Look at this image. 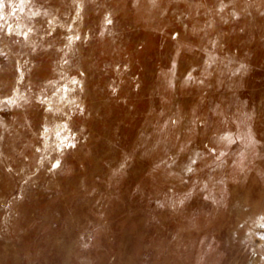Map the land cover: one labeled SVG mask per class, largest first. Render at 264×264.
Returning a JSON list of instances; mask_svg holds the SVG:
<instances>
[{
	"label": "rangeland",
	"instance_id": "1",
	"mask_svg": "<svg viewBox=\"0 0 264 264\" xmlns=\"http://www.w3.org/2000/svg\"><path fill=\"white\" fill-rule=\"evenodd\" d=\"M0 4V264H264V0Z\"/></svg>",
	"mask_w": 264,
	"mask_h": 264
},
{
	"label": "snow or ice",
	"instance_id": "2",
	"mask_svg": "<svg viewBox=\"0 0 264 264\" xmlns=\"http://www.w3.org/2000/svg\"><path fill=\"white\" fill-rule=\"evenodd\" d=\"M74 2H75V0H74ZM137 2H138V0H137ZM151 2L155 3V0H151ZM0 7H3V5L0 4ZM79 9H80V5L77 4V17L80 16V11H79ZM105 23L108 24V25H111V24L113 23V21H112V19H111L110 16H106V17H105ZM70 30H71V29H69V31H70ZM67 39H68V46L70 47V46L73 44V40H74V39H75L76 41H79L81 38H80V36L77 35V36H75V38H73L72 36H69V37H67ZM173 39H176V37L174 36ZM180 54H181V53H180V50L177 49V51H176V57H179ZM63 63H64V64H67L68 61H67V60H64ZM241 67H244V66L242 65ZM176 68H177V60H176V58H172V60H171V67H170V69H169V72L171 73L172 76H175V74H176ZM81 74H83V73H81ZM193 80H194V78H193L191 72H189V73L187 74V76L184 78V82H185L186 84L189 83V82H193ZM198 82H199V83H203V81H198ZM71 83H73V84H79L80 81H78V80H76V79H72ZM168 83H169V86H170V87L173 86L171 80H169ZM112 91L115 92L116 89L113 88ZM3 103H5V104H13L14 101L11 100V99H8V100L3 101ZM40 103H41V104H44L45 101H44V100H41ZM48 110L50 111L51 109H48ZM246 116H247V119H249V120L254 119V117H253L252 115H248V114H246ZM171 123H172V124H176V123H178V121L175 120V119H173V120H171ZM191 123H192V124H196L197 121L193 120ZM64 127L67 128V125H64ZM47 131H48L47 128H45V133H47ZM189 131H193V129L190 128ZM57 135H59V133H57ZM74 139H75L74 137H71V138H68L67 141H61V144L57 145V147L60 148L61 150H63L64 148H70V149H71V148H75V147H76V144H75L74 142H72V141H74ZM220 139H221V140H225V139H227V140H229V142H231V140H230L229 137H220ZM247 139H248V146L251 147V148L253 149V151L255 152V147H256L257 141L252 137L251 133H249ZM180 151L183 152L184 149L181 148ZM208 151H209L211 154H216V149H215V148L208 149ZM196 155L199 156L200 154H199V153H196ZM219 155H225V153H222V152H221ZM219 155H217V159L219 158ZM173 162H175V161H173ZM192 163L195 164L196 161H195V160H192ZM126 165H127V157H125V159L123 160V162H121V163L119 164V168H118L117 172H114L113 175H117V173H118L119 171H122V170L125 168ZM158 166H159V165H157V167H158ZM48 170H49V171H55V172H57L58 174H59V173H62V172L64 171V168H63V165H62L61 160H59V159H55V162H53V163L50 164V167H49ZM184 171H187V172H189V173H192V172H194V169H193V167H191L190 165H186L185 168H184ZM204 187L207 188V185H205ZM193 194H194V189H189L188 191H186V192L184 193V195H183V197H182L181 199H179L178 201H177V200H173V201L169 204V207L172 208L173 210H175V209L177 208L178 205L181 206V207L184 206L185 203H186V201L190 200V199L193 197ZM213 202H214V203H218L217 201H213ZM160 207L163 208L164 205L161 204ZM259 219L264 220V217H260ZM260 226H261V227H264V224H262V225H260ZM260 239L264 240V236H260Z\"/></svg>",
	"mask_w": 264,
	"mask_h": 264
}]
</instances>
